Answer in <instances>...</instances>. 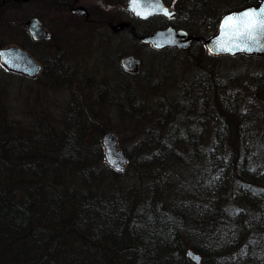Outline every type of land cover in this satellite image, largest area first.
Here are the masks:
<instances>
[{"label":"trees","instance_id":"trees-1","mask_svg":"<svg viewBox=\"0 0 264 264\" xmlns=\"http://www.w3.org/2000/svg\"><path fill=\"white\" fill-rule=\"evenodd\" d=\"M164 1L178 17L148 19L144 33L168 25L198 30L196 18L216 33L222 14L209 12L210 1L187 0L181 15ZM258 1L239 0L226 11ZM196 44L193 57L190 49L161 51L164 62L188 53L198 66L197 54L212 57ZM135 55L144 61L138 49ZM166 65L163 77L171 73ZM119 72L129 99L131 85L163 80L152 81L143 67ZM233 73L223 86L240 83ZM222 80L199 70L187 81L195 95L165 106L167 127L144 129L130 148L144 170L134 182L96 157H103L98 143L88 145L71 118L61 130L43 119L14 127L3 122L0 104V264H196L189 251L200 264H264V112L238 109L237 100L216 112L205 92L221 89Z\"/></svg>","mask_w":264,"mask_h":264},{"label":"rangeland","instance_id":"rangeland-1","mask_svg":"<svg viewBox=\"0 0 264 264\" xmlns=\"http://www.w3.org/2000/svg\"><path fill=\"white\" fill-rule=\"evenodd\" d=\"M186 1L171 0L173 3L170 4L178 7L179 13H183L188 5L185 4ZM208 1L212 4L209 12L216 15L224 14L229 7L239 2ZM127 5L128 0H0V49L19 46L18 43L22 42L32 48L30 53L42 65V72L38 76L27 77L8 71L0 60V104L4 113L3 122L14 127L32 123L36 125L35 120L43 119L49 124L59 126L61 130L69 122L68 118H71L70 124L81 129L88 145L98 143L103 157H96L108 168L117 171L107 162L103 143L105 134L113 131L117 134L119 148L125 154L126 151L130 154V157L126 154L129 163L119 172L122 174L121 178L134 182L141 180L135 177L136 171L144 170L138 167L137 155L132 156L130 148L139 141L144 129L154 127L157 133L159 129L163 131L167 127L170 121L165 119V106L168 107L174 99L187 96L188 92L194 94L195 87L187 81L195 78L199 70L204 74L208 67L209 72H214L216 78H225L222 86L225 85L227 76L233 72L240 81L237 85H232L229 81V85L215 91H209L208 88L205 100L209 99L216 112H224L229 105L227 103L236 100L235 106L238 109L246 110L252 106L254 111L256 108L261 109L260 113L264 112V55H223L211 58L204 55L201 58L199 53V58H196L197 66L192 57L199 46L194 43L196 46L193 44L188 52L192 57L188 53H180L174 60L166 58L168 62L173 61L166 65L164 54L161 53L165 49L158 51L143 44L140 48L134 42L140 41L134 35H129V30H126L128 28H115L119 22H129L135 29V35L144 33L147 22H139L127 10ZM76 6L87 8L88 20L71 14L70 9ZM193 7H196L195 3ZM31 17L40 18L54 36L47 41L34 42L26 25ZM196 21L199 22L200 29H185L202 38L198 42L200 45L212 33L205 27L207 24L198 18ZM180 22L179 20L177 24ZM136 49L144 58L142 67L145 72H150L151 80H163L152 82L150 87L141 81L139 86L131 85L135 88V95L131 96L130 102L129 92L122 86L124 81L119 67L121 58L126 54L135 55ZM242 56L247 58H241ZM164 65L171 68L170 75L165 77ZM40 78L45 81L42 83ZM256 78H261V86L256 83ZM186 82L189 87L187 93ZM197 94H201V91L198 90ZM227 97L230 100L226 101ZM137 100L142 101L139 103L141 105L134 108ZM146 176L144 175V179Z\"/></svg>","mask_w":264,"mask_h":264},{"label":"water","instance_id":"water-1","mask_svg":"<svg viewBox=\"0 0 264 264\" xmlns=\"http://www.w3.org/2000/svg\"><path fill=\"white\" fill-rule=\"evenodd\" d=\"M128 9L136 15L137 11L146 15H138L142 19H147L156 15H163L169 19L175 16V12L171 11L163 0H137L138 9L133 10L132 0H129ZM161 9H166L168 15H165ZM264 9V0H260L257 4L248 5L242 8L234 9L226 12L220 19L218 30L215 35L205 41L206 51L213 56H235L244 54L248 56L264 55V33H258L255 39L247 35H236V29L223 27L224 20L228 16H240L245 12H259ZM73 14H79L86 18L89 12L84 6H76L71 8ZM26 25L30 34L35 40L50 39L52 35L43 27L42 21L38 17H31L27 20ZM129 26L128 22H119L115 25L117 29H125ZM198 40L196 35L190 34L184 29H176L172 26L159 29L154 33L139 36V40L143 43L151 44L155 49H163L167 47L187 49L191 46L193 40ZM223 45V47H221ZM237 45L239 47H237ZM231 48V51L228 49ZM1 63L8 69L17 71L29 76H37L41 71L40 64L25 50H21L17 46H10L0 49ZM140 60L134 56H127L122 59L123 67L131 72H136L140 65ZM104 146L106 160L109 165L117 171H123L125 165L129 162L126 154L118 147L117 134L109 131L104 136ZM189 257L199 264L200 257L195 252H190Z\"/></svg>","mask_w":264,"mask_h":264},{"label":"snow or ice","instance_id":"snow-or-ice-1","mask_svg":"<svg viewBox=\"0 0 264 264\" xmlns=\"http://www.w3.org/2000/svg\"><path fill=\"white\" fill-rule=\"evenodd\" d=\"M133 10L138 9L137 0H132ZM165 15H168L166 9H161ZM138 15H146L143 12L137 11ZM223 27L234 28L236 29V35H247L252 39H255L256 34L264 33V9H261L259 12L250 11L241 14L240 16H228L224 20ZM223 47V45H221ZM237 47H239L237 45ZM232 49L229 48L228 51Z\"/></svg>","mask_w":264,"mask_h":264},{"label":"flooded vegetation","instance_id":"flooded-vegetation-1","mask_svg":"<svg viewBox=\"0 0 264 264\" xmlns=\"http://www.w3.org/2000/svg\"><path fill=\"white\" fill-rule=\"evenodd\" d=\"M46 27V26H45ZM112 27V26H111ZM47 28V27H46ZM51 33H52V35H53V32L49 29V28H47ZM118 30H120V29H118ZM126 30H129L128 32H129V35L132 37L133 35L135 36V34H136V32H135V29H134V27H131L130 26V28H128V29H126ZM117 31V30H116ZM54 36V35H53ZM200 37H199V39H198V42L200 41Z\"/></svg>","mask_w":264,"mask_h":264}]
</instances>
